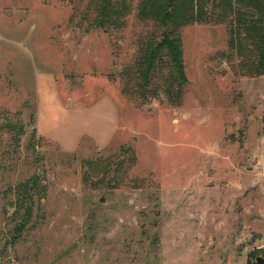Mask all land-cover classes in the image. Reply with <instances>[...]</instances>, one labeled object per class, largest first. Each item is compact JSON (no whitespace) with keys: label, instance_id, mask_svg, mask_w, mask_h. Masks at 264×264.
<instances>
[{"label":"rangeland","instance_id":"374dc122","mask_svg":"<svg viewBox=\"0 0 264 264\" xmlns=\"http://www.w3.org/2000/svg\"><path fill=\"white\" fill-rule=\"evenodd\" d=\"M123 1L0 0V264H264V73L191 21L175 97Z\"/></svg>","mask_w":264,"mask_h":264},{"label":"trees","instance_id":"16d2710c","mask_svg":"<svg viewBox=\"0 0 264 264\" xmlns=\"http://www.w3.org/2000/svg\"><path fill=\"white\" fill-rule=\"evenodd\" d=\"M126 7L123 0H98L96 22L122 25ZM137 9L139 20L159 28L141 51L139 73L148 79L166 64V88L175 97L185 81L180 30L191 21L228 23V45L239 56L236 69L251 76L264 73V0H141Z\"/></svg>","mask_w":264,"mask_h":264},{"label":"water","instance_id":"95a60500","mask_svg":"<svg viewBox=\"0 0 264 264\" xmlns=\"http://www.w3.org/2000/svg\"><path fill=\"white\" fill-rule=\"evenodd\" d=\"M255 261L258 262V263H260V262H263L264 259L262 257H256L255 258Z\"/></svg>","mask_w":264,"mask_h":264}]
</instances>
